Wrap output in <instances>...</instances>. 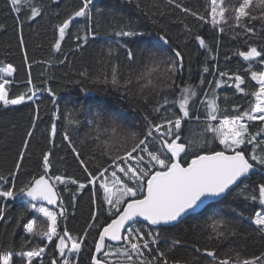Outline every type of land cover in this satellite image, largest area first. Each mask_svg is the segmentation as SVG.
<instances>
[{
	"label": "snow or ice",
	"instance_id": "1",
	"mask_svg": "<svg viewBox=\"0 0 264 264\" xmlns=\"http://www.w3.org/2000/svg\"><path fill=\"white\" fill-rule=\"evenodd\" d=\"M51 2L57 4L58 0ZM165 2L203 24L210 23L213 30L218 33H224L225 25H228L233 30L241 29L236 33L237 36L250 38L256 35L255 27L249 26L251 22L257 19L264 20V0H238V2L208 0L206 16L192 12L177 0H165ZM8 5L21 25L24 21L19 19V16L23 10H27L26 19L29 21L43 14L44 5L37 3L36 0H8ZM137 7L139 8V4ZM103 12L104 9L98 5L97 0H82L78 9L55 26L58 38L52 46L53 52H61L62 41L65 40L66 35L70 33L74 24L83 20L85 24L81 27L84 34L76 33L77 41L87 43L89 37L95 38L97 31L103 27L109 35L116 37L115 42L119 48L126 50L128 61H136V54L128 47L127 41L143 37L145 33L131 25L117 26L105 23ZM160 40L164 44L169 43L164 35L160 36ZM195 40L199 48L209 54L206 60L216 59V56L212 55L211 45L203 36L197 34ZM216 43L218 46L219 39ZM20 45L21 48L24 47L22 38ZM80 47H83V44L78 45L77 50ZM113 51V49L109 50V56ZM172 51L174 56L160 58H156V53H153L150 64L145 65V70L136 77V83L141 90L155 88L157 82L160 91L167 89L175 92L179 89L174 99L164 96L152 107L151 111L157 116V120H153L145 113L144 128L142 131H137L125 128L114 115L96 111L92 121L97 132L94 139L98 142L103 141L105 147L101 150L99 158L95 155L91 157L92 160L98 161L95 172L89 168L79 149L72 142L71 136L67 130L65 131L63 139L68 143L83 172L87 174V183L60 175L50 176V152H45L43 173L17 189L15 177L20 171L21 162L29 145V140H24L16 171L10 173L11 187L0 186V198L3 201L15 200L17 197L26 198L17 220L18 226L29 212L43 217V221L32 218L24 223L23 228L26 233L23 238L24 245L19 251H0V264H18L17 258L19 264H34V262L44 264L46 249L53 244L59 259L53 258L50 264H80L79 257L85 247L84 242L89 231L96 233L92 247L89 248L90 264H183L182 261L169 259L167 255V252L174 249L181 241L173 239L167 250H162L159 247L161 231L167 227H175L189 215L213 213L210 216L211 224L208 225L211 228L208 239L216 241L227 239L229 222L219 218L215 206L229 194L244 202L261 206L260 210L255 211L250 217L244 216L242 211L238 212L235 208L232 211L237 217L250 220L251 225L254 226L252 231L264 238V175L252 181L253 175L264 173V68L254 69V63L264 65V48L250 45L246 51L236 53L247 62L246 71L257 85L250 93L254 102L250 103L247 109L241 110L239 106H234L235 115L228 114L226 108L221 114L219 96L215 94L210 96L209 92L204 93V99L200 100V106L205 109V113L203 131L199 140L183 135L184 123L193 119V107L199 93L197 86L181 87L176 84L174 77L184 66L183 54L175 48ZM25 61L27 62V56ZM59 63H65V60H60ZM214 67L220 78L208 81L210 92H214L211 89L214 83L216 89L227 84L229 87L234 86L237 93L249 95V92L242 87L246 83L245 78L238 73L219 70L218 64ZM203 71H209L207 63ZM13 72L14 68L11 65L0 67V105L5 109L32 99L26 93L15 98L10 97L6 87L10 81L6 77H11ZM81 75L86 74L81 73ZM225 77L227 80L224 79ZM109 82L117 89L123 88L126 91L130 90L133 84L131 77L121 82L118 63L111 64L110 81L109 74L104 72V83ZM28 83H32L31 79ZM203 83L204 79L201 77V84ZM46 90L55 103L56 93L51 88ZM29 91L32 89L30 88ZM81 91L83 92L84 89ZM169 105H174L179 111H175V108ZM53 117H56V113H53ZM38 118L37 114L33 120V128ZM195 119L197 121L201 119L199 109ZM65 120L70 126L79 124V120L72 114L65 116ZM217 121L218 123H214ZM253 122H260L255 132L251 131ZM205 134H211L210 138ZM32 135V131L27 132L29 138ZM52 135H56L55 124L52 126ZM193 145L205 150L195 151ZM0 181L3 184L9 183L5 177H0ZM56 183L78 185L77 191L84 190L88 185L92 186V203L95 208L91 214L92 223L88 225L84 237H73L66 229L59 230V220L65 216L66 209L59 198ZM72 199L75 202L76 196L73 195ZM47 205L59 208V212L50 209ZM105 212L107 217L104 216ZM4 219V208L0 207V220ZM141 221L147 222V225H142ZM230 234L236 236L239 233L231 229ZM37 238L42 246L28 247ZM195 251L205 257L204 264H264V251L259 255L251 256L244 255L243 250L239 248L231 249L232 255L224 256L218 255L215 247L203 249L195 247Z\"/></svg>",
	"mask_w": 264,
	"mask_h": 264
},
{
	"label": "trees",
	"instance_id": "2",
	"mask_svg": "<svg viewBox=\"0 0 264 264\" xmlns=\"http://www.w3.org/2000/svg\"><path fill=\"white\" fill-rule=\"evenodd\" d=\"M36 2L44 5L43 14L29 21L26 19L28 12L25 9L19 16V19L24 21L21 25L18 23L16 14L11 12L8 0H0V67L11 65L14 68L13 75L6 78L10 81L6 87L11 98L24 93L32 97L24 104L9 106L7 109L0 105V177H5L9 181L8 184L0 181V186L11 187L10 173L16 171L19 153L23 149L25 139L29 140V145L21 162L20 171L15 177L17 189L43 173L45 152H50V176L60 175L87 183V174L83 172L68 147V143L63 139L65 131L67 130L71 136L72 142L79 149L89 168L95 172L98 161L92 160L91 157L95 155L99 158L101 150L105 147L103 141L98 142L94 139L97 132L92 121L96 111L114 115L125 128L137 131H142L144 128L145 113L153 120H157V116L151 111L152 107L164 96L174 99L179 89L175 92L167 89L160 91V85L157 82L155 88L141 90L136 83V77L145 70V65L150 64L153 53H156V58H160L174 56L172 51L174 48L180 50L183 54L184 66L174 77L176 84L181 87L197 86L199 97L193 107V119L184 123V136L185 129L189 128V137L194 140L200 139L203 129L197 132L191 127L203 126L205 109L200 106V100L204 99L205 92H209L210 96L213 94L219 96L221 114L226 108L228 114L235 115L234 106H239L243 110L254 102L250 93L257 85L250 79V73L246 71L247 62H244L236 53L246 51L250 45L264 48V20L257 19L251 22L249 26L255 27L256 35L249 38V36H237L236 33L241 29L233 30L228 25H225L224 33H218L213 30L210 23L203 24L193 16L166 4L165 0H131V2L129 0H97L98 5L104 9L103 21L105 23L117 26L131 25L136 30L145 33L143 37L127 41L128 47L137 57L136 61L130 62L127 59L126 50L119 48L116 44V37L109 35L103 27L97 31L95 38L89 37L87 43L77 41L76 33L84 34L81 27L85 24L83 20L74 24L70 33L66 35L65 40L62 41L61 52L54 53L52 46L58 38L55 26L78 9L82 0H58L57 4H53L51 0H36ZM177 2L192 12L207 15L208 0H177ZM93 14L95 15V10ZM197 34L209 42L213 49L212 55L216 56V59L206 60L209 54L199 48L195 40ZM161 35L167 37L168 44L160 40ZM21 38L24 41L23 48L20 45ZM218 39L220 43L217 46ZM81 44L83 47L77 50L78 45ZM110 49L114 50L111 56H109ZM25 56H27V62ZM225 57L229 59L226 60ZM60 60H65V63H59ZM113 63L119 64L121 82L126 78H132L133 84L130 90L117 89L110 82L104 83L105 71L109 74L110 81L111 64ZM205 63L209 67L208 72L203 71ZM217 64L219 70L238 73L245 78L246 83L242 87L249 92V95L237 93L234 86L229 87L227 84L216 89L213 83L211 89L214 92H210L208 81L220 78L214 67ZM262 68L264 65L254 63L255 70ZM81 73L86 75L82 76ZM201 77L204 79L203 84H201ZM29 79L32 81L31 84L28 83ZM153 79L155 81V76ZM224 79L227 80V77ZM30 88L32 91H29ZM48 88L56 93L55 103L48 95L46 90ZM81 89L84 91L82 92ZM158 92L159 95H157ZM169 107L179 111L174 105H169ZM197 109H199L200 121L195 119ZM53 113H56L55 118ZM37 114L39 118L35 120L33 128V120ZM69 114L79 120V124L68 125L65 116ZM259 123L253 122L251 131H257ZM53 124L56 125L55 136L52 135ZM28 131L33 132L30 138L27 136ZM205 135L210 138L211 134ZM260 175L264 173L253 175L252 181L258 180ZM77 188L78 185L71 183L57 187L63 207L66 209L65 216L59 220V230L66 229L73 237H84L88 225L92 223L91 214L95 206L92 203V186L88 185L82 191H77ZM73 195L76 196L75 202L72 199ZM23 201L24 197L8 201L0 198V207L4 208L5 215V219L0 220V251H19L24 245L23 238L26 235L23 224L32 218L43 221L42 218L36 217L35 213L29 212L18 226L17 220ZM260 207L259 204L244 202L229 194L215 206L219 218L229 222L227 239L222 241L208 239L211 234V228L208 225L211 224L210 216L213 213H206L188 216L175 227L163 229L159 247L167 250V246L173 239L181 241L174 249L168 251L167 255L169 259L182 261L183 264H204L205 257L197 253L195 247L201 249L215 247L220 256L232 255L231 249L233 248L242 249L246 256L259 255L261 251H264V238L252 231L254 226L251 225L250 220L237 217L232 209L242 211L244 216L250 217L255 211L260 210ZM104 216L107 217L106 212ZM231 229H235L239 234L232 236ZM95 235L94 231L88 232L84 242L85 247L79 257L80 264H90L89 248L92 247ZM37 246H42L38 238L28 245V247ZM53 258L59 259L54 244L46 249L44 264H50ZM17 261L19 264V258Z\"/></svg>",
	"mask_w": 264,
	"mask_h": 264
},
{
	"label": "rangeland",
	"instance_id": "3",
	"mask_svg": "<svg viewBox=\"0 0 264 264\" xmlns=\"http://www.w3.org/2000/svg\"><path fill=\"white\" fill-rule=\"evenodd\" d=\"M6 78H8V77H6ZM191 128H194V129H196V131L197 132H200V131H202L201 129H203V126L202 125H196L195 127H191ZM189 128H187V129H185V136L186 137H189ZM205 147H207V146H205ZM194 150L195 151H198V152H202L203 150H205V149H202V148H200L198 145H195L194 147ZM59 185H61V184H59V183H56V188L59 186ZM36 217H40L38 214H34ZM40 218H42L43 219V217H40Z\"/></svg>",
	"mask_w": 264,
	"mask_h": 264
},
{
	"label": "water",
	"instance_id": "4",
	"mask_svg": "<svg viewBox=\"0 0 264 264\" xmlns=\"http://www.w3.org/2000/svg\"><path fill=\"white\" fill-rule=\"evenodd\" d=\"M227 196V195H226ZM225 196V197H226ZM59 198H60V196H59ZM26 198H24V200H25ZM40 203H44V204H46V202H40ZM47 207H49L50 209H54L55 211H57V212H59V208H55V206H53V205H47ZM189 216H191V215H189ZM140 223H143V224H145V225H147V222H145V221H141ZM148 227H152V226H148Z\"/></svg>",
	"mask_w": 264,
	"mask_h": 264
}]
</instances>
